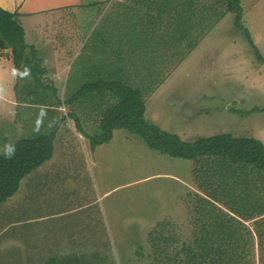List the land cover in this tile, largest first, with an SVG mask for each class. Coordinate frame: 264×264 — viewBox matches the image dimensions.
Here are the masks:
<instances>
[{
	"label": "rangeland",
	"instance_id": "rangeland-1",
	"mask_svg": "<svg viewBox=\"0 0 264 264\" xmlns=\"http://www.w3.org/2000/svg\"><path fill=\"white\" fill-rule=\"evenodd\" d=\"M36 1L53 10L34 18L40 23L32 25L35 33L26 30L27 40L49 73L43 86L34 78L20 79L17 92L13 60L0 62V150L59 126L52 158L0 205V264H149L159 246L154 238L174 235V224L191 242L196 194L206 197L199 165L154 151L126 130H115L109 143L94 148L89 137L102 135L100 124L113 102L97 93L66 101L97 81L124 79L136 88L140 78H148L144 94L151 124L185 141L229 133L264 143V113L245 115L264 108V63L235 27L234 15L215 23L220 17L212 18L224 9L219 0H113L87 6L86 0ZM183 4L203 40L178 64L184 48L174 53L160 40L166 34L160 11L174 21ZM242 5L245 26L264 57V0ZM54 47L60 63L52 68L47 51ZM69 115L79 119L82 131ZM42 180H50L51 189L60 184L51 191L55 201L76 209L46 226L38 223L41 232H53L49 241L40 234L36 245L18 244L13 226L21 210L28 218L53 212L40 200L32 210L31 182Z\"/></svg>",
	"mask_w": 264,
	"mask_h": 264
},
{
	"label": "trees",
	"instance_id": "trees-1",
	"mask_svg": "<svg viewBox=\"0 0 264 264\" xmlns=\"http://www.w3.org/2000/svg\"><path fill=\"white\" fill-rule=\"evenodd\" d=\"M218 3H223L224 9L212 18L220 17L215 23L227 14H233L235 27L245 35L257 59L264 63V57L245 26L243 0H219ZM182 8L174 14V21L169 19V13L160 11L165 15L166 30L165 37L160 40H165L172 49L174 47V53L184 48L177 56L178 64L203 40L198 25L187 20L188 5L183 4ZM0 49L11 50L13 54L19 79L15 87L17 92L23 78H34L35 83L44 85L49 72L36 48L28 44L20 14L1 6ZM146 79L140 78V87L136 88L124 79L90 83L66 103L94 93H97L96 97H106L113 102L101 121L102 135L89 137L94 148L109 143L115 130H126L143 138L154 151L199 165L200 189L206 197L196 194L199 203L196 204L192 241L183 239L182 230L174 224V235L164 236L162 241L160 235L154 238L159 246L158 251L150 255L149 264H264V143L229 133L185 141L177 134L162 130L146 118ZM238 113L242 114L241 111ZM254 113H264V108H254L245 115ZM73 117L76 127L82 131L79 119ZM58 126L48 135L34 133L6 152L0 150V205L19 191L25 177L52 158ZM222 203L229 212L219 206ZM251 221L253 228L245 223ZM166 225L171 227L170 223Z\"/></svg>",
	"mask_w": 264,
	"mask_h": 264
},
{
	"label": "crops",
	"instance_id": "crops-1",
	"mask_svg": "<svg viewBox=\"0 0 264 264\" xmlns=\"http://www.w3.org/2000/svg\"><path fill=\"white\" fill-rule=\"evenodd\" d=\"M109 1H113V0H86V2L84 4H86L85 6H87V4L92 5L95 3H107ZM41 5L42 4H39L36 0H0V6L3 9L10 11V12H18L20 14L21 22H22L23 26L25 27V30L32 32V33H35V30L32 28V25L34 23H40V22L34 21V18H36V17L40 18L39 17L40 14L49 13L51 10H53V8L49 9L47 7H44V6L41 7ZM69 5L78 6L79 3H78V5H76L75 3H71ZM25 18H29V20H28L29 22L27 23V25L23 22V20ZM40 25H44V23H41ZM27 31H26V33H27ZM49 40L50 39H47L43 45H48L47 42ZM27 42H28V40H27ZM28 44L31 45L29 42H28ZM31 46H34L36 48L35 45H31ZM54 49H55V51H54ZM54 49L53 50L50 49L49 51H47V52H49L48 53V60H49L48 62H49V64H51L52 68H53L54 63H60V57L58 56V54L56 52L57 50L55 47H54ZM36 50H37V48H36ZM10 52H9V50H5V51L1 50L0 51V55L2 54V59H0V62H3V65H8V63H10V61L13 60L12 59L13 58L12 52L11 53ZM4 56H6L7 59H4ZM9 59H11V60H9ZM46 69H47V67H46ZM50 186H51L50 180H46L45 182H44V180L37 181V182H35V181L31 182L32 188H31V194H30V201L32 202V210L36 211V207L39 205L36 202H38V200H40L41 201L40 204H44V203L49 204L50 203L51 209L53 210V212L50 214H47V212H44V213H41V216L39 213L32 218H28L24 213L27 210H21L18 213V225L13 226V227H18V244L26 243V241L28 240L27 243L34 242L33 244L36 245L37 243L35 241V236L40 235V234L42 235V238L44 239V241L46 239L49 241L48 237L51 234H53V232H46V233L41 232L39 227H38V223H42L43 226H46V225H48L49 222H53L57 218L61 219L65 214H68L70 212V210H72V212H73L76 209V208L71 209L72 207H69L68 202H66L64 200H59L57 202L55 201L54 195L51 191L60 190V184H57L54 189H51ZM66 186H67V188L70 187L69 184H67ZM20 189H21V187H20ZM19 191H18V193H19ZM245 223L249 226V223H253V221L245 222ZM28 226L30 227V229L26 228ZM250 228H253V227H250ZM26 230H29V231L25 232ZM12 238L15 239V237L13 235H12ZM256 243H257V241H256ZM60 245H62V243ZM256 252L257 253L259 252L257 246H256Z\"/></svg>",
	"mask_w": 264,
	"mask_h": 264
}]
</instances>
